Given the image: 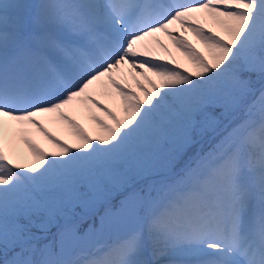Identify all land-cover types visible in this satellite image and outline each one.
<instances>
[{
    "label": "snow or ice",
    "instance_id": "snow-or-ice-1",
    "mask_svg": "<svg viewBox=\"0 0 264 264\" xmlns=\"http://www.w3.org/2000/svg\"><path fill=\"white\" fill-rule=\"evenodd\" d=\"M0 264H264V0H0Z\"/></svg>",
    "mask_w": 264,
    "mask_h": 264
},
{
    "label": "rangeland",
    "instance_id": "rangeland-1",
    "mask_svg": "<svg viewBox=\"0 0 264 264\" xmlns=\"http://www.w3.org/2000/svg\"><path fill=\"white\" fill-rule=\"evenodd\" d=\"M22 2L34 3V0H22ZM168 47L171 48L170 45H168ZM242 112H243L242 110H237L231 117L232 121H234L235 123H238V120L240 118V113H242ZM241 117H243L241 120H243L245 118L244 115H242ZM222 127L223 126H221V128ZM210 132L211 131L207 132L203 136H197L195 138L196 143L188 150V156H185L181 160V162L176 165V167H179L184 162H186L190 156H194L195 152L196 153H202L203 148H205L206 145L209 143L208 141H209V138L211 137V134H213ZM211 148H212V146L208 149L210 150ZM166 172H168V171L167 170H160L158 172L145 173L143 176L137 177L136 184L140 188H146L147 185H149L148 184L149 176H152L154 174H159V173H166ZM179 172L177 174H179ZM175 178H176V176L172 177V179H175ZM160 180L161 179H157L156 182H158ZM119 199H120V197L117 196L116 201H118ZM75 211L77 214H80V213H83L84 210L81 207L77 206ZM98 211L102 215L104 212V207L98 205ZM87 224H94L95 229H96L95 232H93L92 229H89L87 233H83V232L81 233L82 239L85 242L84 247L88 250L96 249V248H104L105 246L112 244L122 235V233L125 231V229L129 226L127 224L117 222V223H114V224L109 225L107 227H102L99 216H94V219H93V217L88 219L86 221L85 227H87ZM52 231L55 232V228H53Z\"/></svg>",
    "mask_w": 264,
    "mask_h": 264
},
{
    "label": "bare ground",
    "instance_id": "bare-ground-1",
    "mask_svg": "<svg viewBox=\"0 0 264 264\" xmlns=\"http://www.w3.org/2000/svg\"><path fill=\"white\" fill-rule=\"evenodd\" d=\"M189 38L190 39L192 38L190 36V34H189ZM161 39L164 41L165 44L170 45L171 48H169V49L172 50V52L177 57L178 61L187 66V62L180 55V53L177 52L175 48H173V46H172L171 42L168 40V38L162 36ZM102 99H104V102L108 103L109 106H113L111 101L108 98H102ZM93 111H97V110L93 109ZM70 114L73 115L74 118L77 119L82 124V126L85 128V130L90 135H95V134L99 133L100 129L95 124V122L89 118V114L85 109L80 108L77 111L70 112ZM97 114L102 115V113H99L98 111H97ZM43 123H44L45 127L48 128V130L53 135L57 136L62 141H67L69 144L78 142L76 140V138L72 135L70 129H68V127L65 124H63L62 122L46 117V118H44ZM28 127L31 128V126H28ZM29 134H30L32 139H34L41 147H43L45 149V151L50 152V151L58 150V149H56L55 145H53L50 141H48L46 138H44L41 133L36 132L35 129H31ZM217 139H219V137ZM19 148L21 149V151L25 155H27V151L24 148L22 143L19 145ZM206 152H208V150L206 148H203L202 153H206ZM155 182H156V178H154L152 176L148 180V184H154Z\"/></svg>",
    "mask_w": 264,
    "mask_h": 264
},
{
    "label": "trees",
    "instance_id": "trees-1",
    "mask_svg": "<svg viewBox=\"0 0 264 264\" xmlns=\"http://www.w3.org/2000/svg\"><path fill=\"white\" fill-rule=\"evenodd\" d=\"M215 139V138H214Z\"/></svg>",
    "mask_w": 264,
    "mask_h": 264
}]
</instances>
